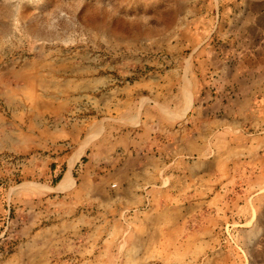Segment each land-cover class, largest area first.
Here are the masks:
<instances>
[{"label": "rangeland", "instance_id": "1", "mask_svg": "<svg viewBox=\"0 0 264 264\" xmlns=\"http://www.w3.org/2000/svg\"><path fill=\"white\" fill-rule=\"evenodd\" d=\"M220 56L264 74V0H0V264H264V189L215 234L184 241H136L133 217L108 211L90 239L80 209L65 203L34 224L18 203L20 186L59 178L23 169L34 130L130 94L156 100L177 72L206 84Z\"/></svg>", "mask_w": 264, "mask_h": 264}, {"label": "crops", "instance_id": "2", "mask_svg": "<svg viewBox=\"0 0 264 264\" xmlns=\"http://www.w3.org/2000/svg\"><path fill=\"white\" fill-rule=\"evenodd\" d=\"M211 61L206 84L177 72L176 88L156 100L130 94L34 130L23 169L39 180L59 171L17 191L41 218L34 224L53 223L48 215L67 203L82 211L90 239L102 237L108 211L116 223L133 217L136 241L199 240L248 208L264 189V74L236 69L241 59Z\"/></svg>", "mask_w": 264, "mask_h": 264}]
</instances>
